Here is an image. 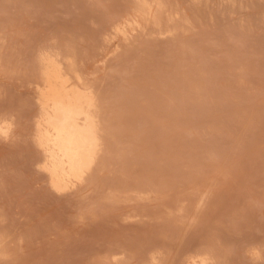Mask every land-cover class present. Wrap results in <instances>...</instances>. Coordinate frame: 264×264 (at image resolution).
I'll return each mask as SVG.
<instances>
[{
	"label": "rangeland",
	"instance_id": "rangeland-1",
	"mask_svg": "<svg viewBox=\"0 0 264 264\" xmlns=\"http://www.w3.org/2000/svg\"><path fill=\"white\" fill-rule=\"evenodd\" d=\"M51 52L102 114L105 156L67 195L34 166ZM0 119V264H264V0H0Z\"/></svg>",
	"mask_w": 264,
	"mask_h": 264
},
{
	"label": "bare ground",
	"instance_id": "bare-ground-1",
	"mask_svg": "<svg viewBox=\"0 0 264 264\" xmlns=\"http://www.w3.org/2000/svg\"><path fill=\"white\" fill-rule=\"evenodd\" d=\"M152 4L142 6L138 19L118 24L114 28V38L129 41L138 29L149 26L155 12V4ZM41 66L42 80L36 87L39 114L35 121V145L39 157L34 166L53 192L67 195L85 183L105 156L102 114L99 113L96 88L79 71L73 59L61 58L51 52L42 55ZM11 129L10 122L1 121L0 139L12 137ZM2 239L0 262H7L11 252L5 251L11 246L9 241V244L4 241L6 237Z\"/></svg>",
	"mask_w": 264,
	"mask_h": 264
}]
</instances>
